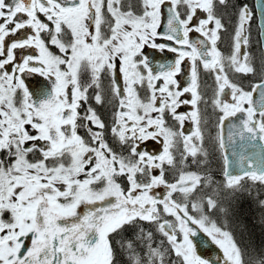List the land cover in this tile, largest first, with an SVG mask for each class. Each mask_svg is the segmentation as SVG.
<instances>
[{
  "label": "snow or ice",
  "instance_id": "6c2138e0",
  "mask_svg": "<svg viewBox=\"0 0 264 264\" xmlns=\"http://www.w3.org/2000/svg\"><path fill=\"white\" fill-rule=\"evenodd\" d=\"M252 17L247 0H0V264H210L190 239L198 230L222 250L211 264H264V242L235 206L255 191L264 208V167L243 154L264 147V91L252 106L264 89V13L255 41ZM147 45L177 58L154 71ZM201 70L213 80L207 100ZM25 73L51 84L30 93ZM230 74L260 83L245 91ZM237 113L234 175L224 125ZM157 139L162 151L141 150Z\"/></svg>",
  "mask_w": 264,
  "mask_h": 264
},
{
  "label": "flooded vegetation",
  "instance_id": "af4514ba",
  "mask_svg": "<svg viewBox=\"0 0 264 264\" xmlns=\"http://www.w3.org/2000/svg\"><path fill=\"white\" fill-rule=\"evenodd\" d=\"M256 25H257V17H256ZM166 27H167V20H166V10H165V16H163L161 18V26L158 29V31H164V30H166ZM257 29H258V36H259L258 25H257ZM251 32H252V38L254 40V34L256 32H255L252 24H251ZM191 38L195 39L196 36H192ZM157 42L163 43L164 41L158 39ZM229 44H230V34H225L222 37V41L218 42V46H219L220 50L223 52H227ZM144 53L148 57L149 61L151 62L150 66L153 67L154 71H159V68L157 66L158 63L174 62V60L177 58V55H178L177 53L169 51L167 48L164 49L163 51H161L160 49L152 48L151 45H147L145 47ZM19 54L23 55L25 53L21 52ZM191 65H192V62L190 60L186 59L181 64V69H182L181 73L177 74L178 84L182 85L183 87H187L189 82H190ZM230 75H231V79L234 81L242 80L245 91H251L252 87L255 85V83L259 82V80H257L258 79L257 77H253L251 75H248V76H242L241 74H234V75L230 74ZM22 78L25 81V86L29 88L30 93L35 92L37 90H40V88L43 89V88H45L46 85L50 86V84H51V81H49L46 77L40 76L38 73H25V74H23ZM36 79L41 80L42 84L38 85ZM200 81H201L200 90L201 91H207V96L205 97V99L206 100L210 99L212 97V89L214 87L212 77L204 75L203 71L201 70ZM34 98H36V97L34 96ZM222 99L227 100L228 103H232V97H231L230 89L225 90V94L223 95ZM252 106H253V103H252ZM243 107L247 108V107H249V105L247 103H245L243 105ZM201 108L203 110L204 106L201 105ZM181 110L182 111H189L190 108L182 106ZM209 113L211 114L210 107H209ZM211 119H212L211 127L213 128V135H215L216 115L212 114ZM193 128H194V126L190 122L185 123V129L190 130ZM81 131H83V130H81ZM185 134H189V132L186 131ZM142 144H143V146L141 148L142 151H148L149 153H159L160 151H162V143H161L160 139L153 140V141H145V142H142ZM206 146L209 147V150L211 151V145L206 143ZM213 155H214V158L217 160V162L215 164H213V163H211V164L220 165V162L218 161L216 154L214 153ZM219 168L220 169L215 170V175H217L216 177H218L220 180L226 179L223 176L221 166ZM157 190L161 194H163L165 192V189L163 187H160ZM203 235L204 234L197 237V239L194 241L196 244V249L200 253L199 256H201L202 259H204V257L201 255V247H202V244L204 242L202 240Z\"/></svg>",
  "mask_w": 264,
  "mask_h": 264
},
{
  "label": "water",
  "instance_id": "95a60500",
  "mask_svg": "<svg viewBox=\"0 0 264 264\" xmlns=\"http://www.w3.org/2000/svg\"><path fill=\"white\" fill-rule=\"evenodd\" d=\"M254 8L256 12V17H257V25L259 28V23L261 21V14L264 13V0H254ZM257 82L256 84H259ZM255 84V85H256ZM253 88V87H252ZM252 91V90H251ZM260 91H264V89L257 88L256 91L253 92V97H252V103L253 106L257 109H259L261 105V100H260ZM246 118V113H237L235 117H229L225 121L224 125V139L225 142L228 143V148H227V155L229 157V171H231L234 175H239L241 173V166L239 164V157L241 153V148L240 144L242 143L239 140L238 136H234V140L232 143L228 142V132H229V125L230 124H236L237 126L239 123ZM233 131H236V129H233ZM243 143L247 144V141H244ZM257 144V147L255 149H246L243 154L245 156H250L254 161L259 163L261 167H264V147L261 146V142H253ZM233 152L236 153L235 156H233ZM245 167L247 166V162H245ZM203 239V244L201 247V255L204 257V259H209L213 260L214 258L218 257L221 255V250L214 244L210 243L207 236L202 237Z\"/></svg>",
  "mask_w": 264,
  "mask_h": 264
},
{
  "label": "trees",
  "instance_id": "16d2710c",
  "mask_svg": "<svg viewBox=\"0 0 264 264\" xmlns=\"http://www.w3.org/2000/svg\"><path fill=\"white\" fill-rule=\"evenodd\" d=\"M247 3L250 7V9L253 12L252 17V25L255 30L254 34V41L258 39V29L256 25V14L254 9V0H247ZM230 34V33H229ZM255 50V47L253 48ZM258 78V77H257ZM259 80V78L257 79ZM215 167V170L220 169V165H213ZM214 170V173H215ZM216 180L221 181L218 177H216ZM250 183V181H249ZM239 193V192H238ZM237 193V198L235 201V206L242 210V219L243 222L248 226L249 230L253 234V239L255 240L257 246H260L264 237V224H262L261 216L264 214V208H261L258 204L257 199L255 198L256 192L254 191L251 195H248L246 193ZM262 199H264L262 197Z\"/></svg>",
  "mask_w": 264,
  "mask_h": 264
},
{
  "label": "rangeland",
  "instance_id": "374dc122",
  "mask_svg": "<svg viewBox=\"0 0 264 264\" xmlns=\"http://www.w3.org/2000/svg\"><path fill=\"white\" fill-rule=\"evenodd\" d=\"M36 81H37V84H38V85H41V84H42V81H41V80L36 79ZM40 89H41V88H40ZM224 100H225V99H224ZM225 101H227V100H225ZM193 126H194V125H193ZM194 127H195V126H194ZM211 160H212V163H213V164H215V163L217 162V160L214 158V155L211 157ZM213 164H211L210 166H211V169H212L213 172H214L215 167L213 166ZM217 181H218V180H217ZM157 191H158V190H157ZM241 193H242V192H239L238 194L241 195ZM255 196H256V195H255ZM262 197L264 198V192H262V194L259 196V199H262ZM193 227H196V226H193ZM202 234H205V235L207 236V234L204 233L202 230H198L195 236L190 237V239L192 240V242H193V244H194L195 246H196V244H195L194 241L197 239V237L201 236ZM207 237H208V236H207ZM208 240H209V242H212L210 237H208ZM262 242H264V237H263ZM212 243H213V242H212ZM221 252H222V250H221ZM196 253H197V255H200V253L197 251V249H196ZM221 255H222V253H221ZM125 264H126V262H125ZM210 264H211V261H210Z\"/></svg>",
  "mask_w": 264,
  "mask_h": 264
}]
</instances>
